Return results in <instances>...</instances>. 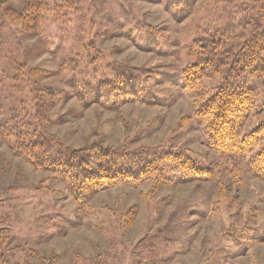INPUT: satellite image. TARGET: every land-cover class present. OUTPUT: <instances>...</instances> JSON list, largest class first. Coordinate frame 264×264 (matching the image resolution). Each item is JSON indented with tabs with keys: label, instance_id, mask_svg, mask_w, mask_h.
Here are the masks:
<instances>
[{
	"label": "rangeland",
	"instance_id": "obj_1",
	"mask_svg": "<svg viewBox=\"0 0 264 264\" xmlns=\"http://www.w3.org/2000/svg\"><path fill=\"white\" fill-rule=\"evenodd\" d=\"M222 6L7 0L0 10V264H264V181L250 173L249 156L208 147L195 115L199 98L183 81L198 27L239 19ZM9 10L30 21L13 23ZM134 71L140 80L128 87L129 99L119 97L112 82ZM216 82L203 81L205 93ZM261 120L251 117L244 132ZM26 131L50 137L55 155L176 150L213 167L215 177L118 184L78 202L56 173L17 155Z\"/></svg>",
	"mask_w": 264,
	"mask_h": 264
},
{
	"label": "trees",
	"instance_id": "obj_2",
	"mask_svg": "<svg viewBox=\"0 0 264 264\" xmlns=\"http://www.w3.org/2000/svg\"><path fill=\"white\" fill-rule=\"evenodd\" d=\"M218 2L222 3L224 13L232 6L240 15L239 19L228 20L219 27H198V36L192 42V61L182 71L184 85L199 98L195 115L205 124L208 147L223 155L249 156L250 173L264 181V0ZM6 4L7 0H0V10ZM7 13L13 23L30 21L29 14L20 15L13 10ZM39 14L33 12L32 18ZM136 74L135 71L123 72L112 82L119 97L129 99L128 87L140 80V75ZM205 80L217 81L211 85L209 93L202 88ZM55 90L49 88L51 94ZM251 117L262 120L244 132V125ZM34 118L37 120V115ZM49 138L34 139L26 131L17 137L15 151L34 167L56 173L78 202L86 194L118 184L138 186L152 180L167 184L174 178L181 183L215 177L213 167L176 150L132 156L112 149H97L94 153L85 149L80 155L71 149H62L55 155L48 150L54 145Z\"/></svg>",
	"mask_w": 264,
	"mask_h": 264
}]
</instances>
